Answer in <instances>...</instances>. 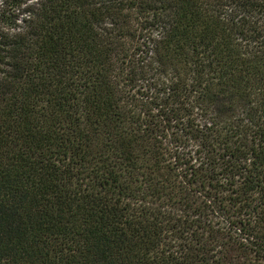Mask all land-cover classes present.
Instances as JSON below:
<instances>
[{"label": "trees", "instance_id": "1", "mask_svg": "<svg viewBox=\"0 0 264 264\" xmlns=\"http://www.w3.org/2000/svg\"><path fill=\"white\" fill-rule=\"evenodd\" d=\"M0 264H264V0H0Z\"/></svg>", "mask_w": 264, "mask_h": 264}]
</instances>
